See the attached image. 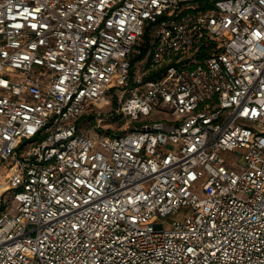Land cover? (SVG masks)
Instances as JSON below:
<instances>
[{"label": "built area", "instance_id": "built-area-1", "mask_svg": "<svg viewBox=\"0 0 264 264\" xmlns=\"http://www.w3.org/2000/svg\"><path fill=\"white\" fill-rule=\"evenodd\" d=\"M0 264H264V0H0Z\"/></svg>", "mask_w": 264, "mask_h": 264}, {"label": "rangeland", "instance_id": "rangeland-1", "mask_svg": "<svg viewBox=\"0 0 264 264\" xmlns=\"http://www.w3.org/2000/svg\"><path fill=\"white\" fill-rule=\"evenodd\" d=\"M148 37V38H147ZM148 39H150V35L147 34L146 37H144V41H147ZM152 54V51H148L143 57V60H140V58L135 55L134 56V74L135 76H138L142 73V68L143 66L146 65L147 61L149 60L150 56ZM116 94V97H115ZM111 96H109V102L107 104L102 103L98 105V109H100L102 111V113L104 114V116L107 118L108 116L111 117V112H113V109L117 106L118 103H121L123 100V89H114L112 91V94H110ZM118 97L120 98L118 100ZM164 112L159 111V110H155L154 113L152 114V116L150 117H144L145 121H153V120H157L158 118H161L164 116ZM168 116H170V113L167 114ZM127 126H129L127 120H123V121H118V120H112V121H105V123L103 125H101L99 127V130L101 131H105L106 133H115V132H120L121 129L126 128ZM131 126V125H130ZM237 156L240 157V154L237 153ZM241 158H239L240 160ZM173 217H169V220H172Z\"/></svg>", "mask_w": 264, "mask_h": 264}]
</instances>
